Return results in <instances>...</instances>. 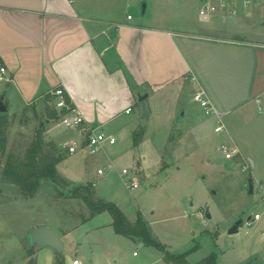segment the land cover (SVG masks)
<instances>
[{
  "label": "rangeland",
  "instance_id": "1",
  "mask_svg": "<svg viewBox=\"0 0 264 264\" xmlns=\"http://www.w3.org/2000/svg\"><path fill=\"white\" fill-rule=\"evenodd\" d=\"M199 1L190 0L188 12L183 15L182 0H171L165 8L159 7V16L164 14L171 27H178L186 18L196 26L209 28V23L198 22ZM145 5L149 6L146 16L150 18L153 0H139L131 13L142 16ZM251 10L252 17L218 14L213 21L223 28L220 34L240 35L243 30L248 38L264 41V5ZM6 89L7 82L0 80V94ZM194 95V90L186 86L176 119L171 102L160 101L155 114L139 127L144 136L138 146L129 145L96 163L92 160L95 156L86 152L67 157L59 163L58 171L69 179V187L57 188L43 179L31 198L23 196L16 185L0 180V264H20L28 250L36 251L38 245L28 247L26 236L29 226L39 220H47L58 232L62 231L59 226L74 227L68 235L60 234L65 254L82 264H174L166 261L158 249L118 235L108 211L84 220L88 206L70 193L74 185L89 182L94 183L97 198L117 204L132 222L141 212L153 235L169 251H191L187 258L191 264L212 252L217 254L219 264H264V98L230 120L235 124L231 137L215 132L214 115L207 114ZM42 100L15 112L19 97L9 90L8 152L24 155L42 126L45 149L67 156L62 142L75 134L61 131L58 121L48 119ZM50 105L54 107L55 102ZM178 121L182 124L180 130L176 129ZM203 126L201 135L199 129ZM222 144L238 147L241 155L225 159L219 151ZM0 158H4L1 150ZM99 167L104 175L98 174ZM125 168L128 175H122ZM136 178L139 186L128 188L127 181ZM207 210L211 217H207ZM257 213L261 219L247 225V218ZM241 216L244 224L239 232L229 234V228ZM21 234L24 238L20 240Z\"/></svg>",
  "mask_w": 264,
  "mask_h": 264
},
{
  "label": "crops",
  "instance_id": "2",
  "mask_svg": "<svg viewBox=\"0 0 264 264\" xmlns=\"http://www.w3.org/2000/svg\"><path fill=\"white\" fill-rule=\"evenodd\" d=\"M170 1L153 0L148 18V5L140 17L131 13L139 0H0V56L8 86L1 93L6 94V101L10 89L19 97L15 111L19 112L41 99L44 102L46 95L63 87L83 113L85 128L101 129L116 138L114 145L94 155V163L133 147L134 133L144 119L155 114L163 99L171 102L174 119L178 118V103L186 86L205 93L212 105L209 114L217 122L221 119L225 133L232 137L235 124L230 120L264 98V41L248 38L243 30L240 35L220 34L223 28L213 17H252L251 8L257 7L237 3V14L221 10L208 19L199 13L198 22L209 23V28L186 18L171 27L158 11ZM182 2L184 15L190 0ZM141 97L147 103V117ZM119 143L122 146L115 148ZM85 152L67 154L65 159ZM40 223L55 228L39 220L28 230ZM59 227L61 232L55 229L60 236L74 229ZM65 250L66 245L65 263L75 264L76 258L71 259ZM57 255L53 248L38 245L32 257L37 264H56ZM32 257L20 259V264Z\"/></svg>",
  "mask_w": 264,
  "mask_h": 264
},
{
  "label": "trees",
  "instance_id": "3",
  "mask_svg": "<svg viewBox=\"0 0 264 264\" xmlns=\"http://www.w3.org/2000/svg\"><path fill=\"white\" fill-rule=\"evenodd\" d=\"M0 65H3L1 56ZM54 97L51 94L46 95L44 103H46L45 109L48 119L57 121L61 114L66 113V110L58 111L55 106L51 107L50 102L53 101ZM66 99L70 102L69 97L66 96ZM8 119L7 113H0V150L4 157L0 158V180L16 185L23 196L31 198L39 191L43 179L50 180L57 188L69 187L70 181L58 171V165L65 159V155L62 152H52L45 149V127L41 126L37 129L35 141L27 148L24 155H19L7 150L6 128L9 122ZM143 136L144 130L138 128L134 133V146L141 143ZM72 188L70 196L81 199L89 208V214L83 218L84 220L108 211L112 215V226L117 234L143 241L145 245L158 249L168 262L191 264L187 259L191 251L181 254L169 251L167 246L153 235L149 223L141 212L132 222L117 204L97 198L94 183L77 185ZM60 193L63 192L60 191ZM33 254L34 252L31 249L28 250L30 257ZM27 264H37V261L32 257ZM56 264H66L63 254L57 255ZM194 264H219L218 256L215 252H212Z\"/></svg>",
  "mask_w": 264,
  "mask_h": 264
},
{
  "label": "built area",
  "instance_id": "4",
  "mask_svg": "<svg viewBox=\"0 0 264 264\" xmlns=\"http://www.w3.org/2000/svg\"><path fill=\"white\" fill-rule=\"evenodd\" d=\"M237 3H241L244 7H259L264 5V0H204L201 4L199 13L204 19L212 17V15L221 10L229 11L232 15H235L238 12ZM128 18L131 19L132 15H128ZM5 73L6 68L0 65V80H6L4 77ZM52 94L55 96V108L58 111H62L63 109L66 110V113L61 114L60 118L57 120V125L64 131H75L77 133V135L65 138L62 142V148L67 154L72 155L81 150H85L88 155L94 156L104 150L107 145H114L116 143V138L106 133L104 130L85 128L83 113L71 101H67V93L63 87H57L52 91ZM193 99L202 105L207 114L212 111V105L203 91L196 92ZM130 111L131 109H128V112ZM215 132H226V127L221 119L217 122ZM219 151L222 156L228 160L241 155V151L238 147H231L226 144L220 145ZM104 173L102 168L98 170V174L104 175ZM128 174V169L125 168L122 170V175ZM137 180L136 178L134 181H127V187L130 189L137 188L139 186ZM260 219L261 214H254L250 220L247 219L246 224L252 226L254 221ZM74 263L79 264V260L75 259Z\"/></svg>",
  "mask_w": 264,
  "mask_h": 264
},
{
  "label": "water",
  "instance_id": "5",
  "mask_svg": "<svg viewBox=\"0 0 264 264\" xmlns=\"http://www.w3.org/2000/svg\"><path fill=\"white\" fill-rule=\"evenodd\" d=\"M141 97V106L143 110V116H149L147 103ZM9 111V105L6 101V94H0V113H7ZM177 130L181 129L180 121L177 122ZM250 163L253 165V160L249 158ZM250 191H253V184L250 183ZM207 217H211L209 210H207ZM252 216L250 215L247 219L250 220ZM244 224V218L241 216L228 230L229 234L238 233L240 227ZM26 241L28 247H33L35 245L47 246L53 248L56 253L62 254L65 248V242L56 229L46 223H40L38 225L32 226L27 233Z\"/></svg>",
  "mask_w": 264,
  "mask_h": 264
}]
</instances>
